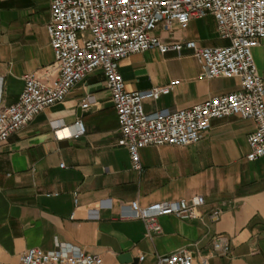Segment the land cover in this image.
<instances>
[{
  "label": "crops",
  "instance_id": "0c3cea01",
  "mask_svg": "<svg viewBox=\"0 0 264 264\" xmlns=\"http://www.w3.org/2000/svg\"><path fill=\"white\" fill-rule=\"evenodd\" d=\"M50 18L51 0H0V104L18 100L27 74L49 81L58 77ZM156 34L168 40L162 30ZM175 37L209 47L228 44L211 15L192 20ZM254 58L264 78V38ZM119 68L130 92L180 81L170 94L147 99V113L188 108L241 88L238 78H206L191 50L152 49L120 60ZM86 98L92 101L87 111L81 108ZM79 119L84 135L57 137L54 122L73 126ZM255 128L254 121L236 115L214 119L196 144L143 148V169L137 171L129 150L119 145L121 125L106 77L91 73L62 102L0 144V260L18 263L29 248L54 251L69 245L100 254L107 264H155L160 255L183 249L211 264H264V157L247 159ZM196 195L206 198L202 219L163 216L162 231L152 238L142 220L119 218L121 202L148 205ZM103 199H111L112 208L98 209ZM224 204L221 218L213 220L212 211ZM94 210L97 219L90 216ZM216 237L230 243L228 255L214 249ZM126 253L137 261H122Z\"/></svg>",
  "mask_w": 264,
  "mask_h": 264
},
{
  "label": "built area",
  "instance_id": "2783aa9c",
  "mask_svg": "<svg viewBox=\"0 0 264 264\" xmlns=\"http://www.w3.org/2000/svg\"><path fill=\"white\" fill-rule=\"evenodd\" d=\"M209 15L216 20L220 38L227 40L228 44L209 47L200 45L194 39L180 40L175 37L178 31L187 30L192 20ZM157 30L167 33L168 40L158 36ZM47 31L59 75L49 81L35 73L27 74L18 100L11 105L0 104V144L25 128L37 115L62 102L72 88L88 75L101 71L119 116V145L129 150L135 170L143 169L140 154L143 148L196 144L210 130L214 119L233 115L256 124L248 138L250 151L247 159L255 161L264 157V78L259 74L254 58V49L264 38V0H51ZM152 49L161 53L191 50L201 59L206 78H238L241 88L188 108L147 113L144 106L147 99L156 101L170 94L180 81L174 80L146 91L130 92L126 89L119 61ZM91 102L90 98L84 99L82 110H89ZM53 128L58 138H79L86 132L81 119L73 126L56 121ZM205 204L203 195L148 205H142L138 200L121 202L119 218L142 220L147 236L152 238L162 231L161 217L174 215L182 219H202L200 208ZM224 206L212 211L213 220L221 218ZM103 208H112L111 199L99 202L98 209ZM90 216L99 218L96 210L91 211ZM213 246L222 255L231 251V245L224 237H216ZM0 264L107 262L100 254L61 245L54 251L32 247L20 255L18 263L0 260ZM155 264L211 262L208 257L198 259L191 251L183 249L160 255Z\"/></svg>",
  "mask_w": 264,
  "mask_h": 264
},
{
  "label": "water",
  "instance_id": "95a60500",
  "mask_svg": "<svg viewBox=\"0 0 264 264\" xmlns=\"http://www.w3.org/2000/svg\"><path fill=\"white\" fill-rule=\"evenodd\" d=\"M121 260L124 262H132V261H137V259H133L132 255L130 253H126L121 256Z\"/></svg>",
  "mask_w": 264,
  "mask_h": 264
},
{
  "label": "bare ground",
  "instance_id": "6f19581e",
  "mask_svg": "<svg viewBox=\"0 0 264 264\" xmlns=\"http://www.w3.org/2000/svg\"><path fill=\"white\" fill-rule=\"evenodd\" d=\"M64 134V133H63Z\"/></svg>",
  "mask_w": 264,
  "mask_h": 264
}]
</instances>
